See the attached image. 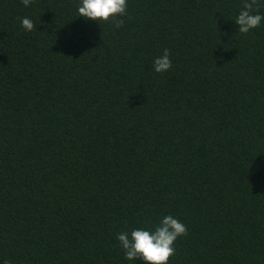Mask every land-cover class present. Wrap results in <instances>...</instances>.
I'll use <instances>...</instances> for the list:
<instances>
[{"label":"trees","instance_id":"obj_1","mask_svg":"<svg viewBox=\"0 0 264 264\" xmlns=\"http://www.w3.org/2000/svg\"><path fill=\"white\" fill-rule=\"evenodd\" d=\"M244 2L127 0L116 28L81 0H0V264H144L116 236L168 215L187 227L168 264H264V20L240 34Z\"/></svg>","mask_w":264,"mask_h":264},{"label":"clouds","instance_id":"obj_2","mask_svg":"<svg viewBox=\"0 0 264 264\" xmlns=\"http://www.w3.org/2000/svg\"><path fill=\"white\" fill-rule=\"evenodd\" d=\"M21 3L29 7L33 0H21ZM257 3L258 0H245L243 9L235 20L239 25L240 34L249 33L250 30L259 27L264 20V16L253 14V8ZM78 13L86 20L99 23L111 21L116 28H121L124 21L118 17L127 14V0H81ZM21 25L29 32L35 28L33 22L27 17L21 18ZM153 67L156 73L167 72L173 67L170 52L167 49L154 60ZM186 235L187 227L177 218L168 215L161 219L154 231L133 229L130 234L118 233L116 239L125 253L126 260L140 259L144 261V264H168L176 251L175 242L179 237Z\"/></svg>","mask_w":264,"mask_h":264}]
</instances>
